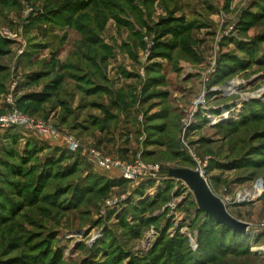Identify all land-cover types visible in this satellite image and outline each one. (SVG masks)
Segmentation results:
<instances>
[{
  "label": "rangeland",
  "instance_id": "374dc122",
  "mask_svg": "<svg viewBox=\"0 0 264 264\" xmlns=\"http://www.w3.org/2000/svg\"><path fill=\"white\" fill-rule=\"evenodd\" d=\"M12 114L48 130L0 126V264H264V0H0Z\"/></svg>",
  "mask_w": 264,
  "mask_h": 264
},
{
  "label": "built area",
  "instance_id": "2783aa9c",
  "mask_svg": "<svg viewBox=\"0 0 264 264\" xmlns=\"http://www.w3.org/2000/svg\"><path fill=\"white\" fill-rule=\"evenodd\" d=\"M10 125L25 127L28 129H36L41 133L46 132L48 130L46 128L47 127L46 125H43L41 123H35L18 114H12L10 116L8 115L0 119V126L4 127ZM66 144L68 150H70L71 152H75L79 148V143L72 136L67 137ZM91 157L94 160L97 167H99L100 169L104 171H116L126 179L135 180L148 172H154L155 170H158V166L147 167L140 160H136V162L133 163L132 165H126L123 164L121 161H117L109 157H104L99 152L96 151H92Z\"/></svg>",
  "mask_w": 264,
  "mask_h": 264
},
{
  "label": "water",
  "instance_id": "95a60500",
  "mask_svg": "<svg viewBox=\"0 0 264 264\" xmlns=\"http://www.w3.org/2000/svg\"><path fill=\"white\" fill-rule=\"evenodd\" d=\"M171 176L183 180L193 190L202 211L211 215L219 222L244 232L247 225L233 219L226 211L222 202L211 192L206 181L199 172L179 169L170 172Z\"/></svg>",
  "mask_w": 264,
  "mask_h": 264
},
{
  "label": "trees",
  "instance_id": "16d2710c",
  "mask_svg": "<svg viewBox=\"0 0 264 264\" xmlns=\"http://www.w3.org/2000/svg\"><path fill=\"white\" fill-rule=\"evenodd\" d=\"M82 9H83V8H82ZM82 9H81V10H82ZM83 11H84V10H83ZM211 221L214 223V226H215V227H219V228H221L222 230H223V229H226L227 231L230 232L229 228H227V227H225V226H223V225L217 223L216 221H214V220H212V219H211ZM212 225H213V224H212Z\"/></svg>",
  "mask_w": 264,
  "mask_h": 264
}]
</instances>
